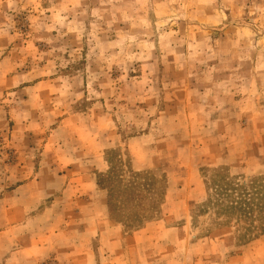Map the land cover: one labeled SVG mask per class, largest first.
Segmentation results:
<instances>
[{"label":"clouds","instance_id":"obj_1","mask_svg":"<svg viewBox=\"0 0 264 264\" xmlns=\"http://www.w3.org/2000/svg\"><path fill=\"white\" fill-rule=\"evenodd\" d=\"M0 264H264V0H0Z\"/></svg>","mask_w":264,"mask_h":264}]
</instances>
